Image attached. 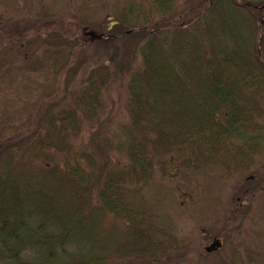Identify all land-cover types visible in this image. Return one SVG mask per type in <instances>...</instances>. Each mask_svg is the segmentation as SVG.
Returning a JSON list of instances; mask_svg holds the SVG:
<instances>
[{
	"label": "trees",
	"instance_id": "trees-1",
	"mask_svg": "<svg viewBox=\"0 0 264 264\" xmlns=\"http://www.w3.org/2000/svg\"><path fill=\"white\" fill-rule=\"evenodd\" d=\"M8 5L0 264H264V0ZM190 183L232 192L197 251L168 213L210 217Z\"/></svg>",
	"mask_w": 264,
	"mask_h": 264
},
{
	"label": "rangeland",
	"instance_id": "rangeland-1",
	"mask_svg": "<svg viewBox=\"0 0 264 264\" xmlns=\"http://www.w3.org/2000/svg\"><path fill=\"white\" fill-rule=\"evenodd\" d=\"M13 1L15 2V0ZM9 6L11 8H9ZM0 12L11 13L13 15L15 14L14 5H8L3 8L0 7ZM6 43L7 41H5V43L0 42V54H1V48L5 46ZM94 48L95 47L93 46L90 47V50H89L90 54L95 55L96 51H94ZM120 51L123 52V54L118 56L119 62L121 64L134 63L135 61L137 62L138 56H136L134 59L130 53L131 50L128 49L124 51L121 49ZM0 59H1V56H0ZM113 121H114V126L118 125L119 123H121V116L116 115ZM182 184H185V183H182ZM198 184L190 183L189 185L185 187L186 192L193 195L196 201L192 209L196 212H200V215H202L203 217H205V215L208 214L210 217L212 216L211 218L209 217L208 219H204L203 221L200 219H194V216L189 214L188 210L185 211L183 209L170 208L168 212L171 216H173V222L177 229L178 234L184 238L186 237L188 241L192 243L193 248L196 247L195 248L196 251H197L198 242L200 240V233L198 232L199 225L201 224L203 226L214 225L217 219L219 218V216L221 215L223 208H225L226 205L228 204V197L230 196V193H232L230 192V185L226 183L220 184L215 189L214 192H212V190L209 189L210 202L207 203L206 201H203L201 199L200 187ZM163 186L165 189H167L165 192V198H164V203L166 204L168 201L171 202L174 199L173 186L168 185V184H163ZM255 216L256 215L254 212V214L251 217L246 218L243 224L240 226L241 230H238L237 232L239 234H241L242 232L246 233L247 229H249L248 232H250L251 231L250 226L255 221L258 220V218H255ZM244 236H245V244L247 245L249 243L248 242L249 236L247 234H245ZM258 242H259L260 247H262L263 243L261 241H258Z\"/></svg>",
	"mask_w": 264,
	"mask_h": 264
}]
</instances>
